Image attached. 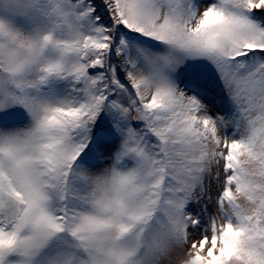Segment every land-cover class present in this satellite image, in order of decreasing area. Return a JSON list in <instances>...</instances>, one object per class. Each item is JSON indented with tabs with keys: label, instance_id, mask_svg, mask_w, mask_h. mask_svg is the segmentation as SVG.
I'll return each mask as SVG.
<instances>
[{
	"label": "snow or ice",
	"instance_id": "snow-or-ice-1",
	"mask_svg": "<svg viewBox=\"0 0 264 264\" xmlns=\"http://www.w3.org/2000/svg\"><path fill=\"white\" fill-rule=\"evenodd\" d=\"M0 264H264V0H0Z\"/></svg>",
	"mask_w": 264,
	"mask_h": 264
}]
</instances>
